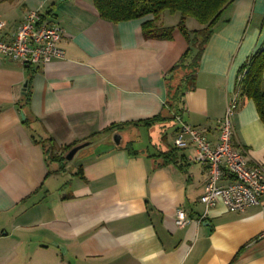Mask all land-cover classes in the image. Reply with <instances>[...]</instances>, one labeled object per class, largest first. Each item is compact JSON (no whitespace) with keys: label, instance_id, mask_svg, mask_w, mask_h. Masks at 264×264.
I'll list each match as a JSON object with an SVG mask.
<instances>
[{"label":"crops","instance_id":"1","mask_svg":"<svg viewBox=\"0 0 264 264\" xmlns=\"http://www.w3.org/2000/svg\"><path fill=\"white\" fill-rule=\"evenodd\" d=\"M32 9L62 27L65 57L28 67L0 54V264H264L260 207L229 212L218 203L203 218L208 168L195 148H177L164 166L154 157L176 148L177 121L128 125L162 112L169 72L188 48L179 30L172 40L145 39L150 16L114 24L93 0H0V38L12 40ZM167 13L159 25L177 26L180 15L166 23ZM195 21L187 19L189 30L202 27ZM263 46L264 0H235L179 115L212 144L241 68ZM115 124L127 125L103 133ZM234 128L236 146L264 167L253 100L240 98ZM142 129L148 146L132 156L123 147L135 146ZM49 139L58 148L92 143L61 163L48 160ZM180 209L191 220L184 227L176 225Z\"/></svg>","mask_w":264,"mask_h":264},{"label":"built area","instance_id":"2","mask_svg":"<svg viewBox=\"0 0 264 264\" xmlns=\"http://www.w3.org/2000/svg\"><path fill=\"white\" fill-rule=\"evenodd\" d=\"M4 27L0 23V31ZM62 27L48 20L40 9H32L18 26L10 41L0 38V54L23 66L43 67L65 57L60 43ZM242 76L239 77V79ZM240 107L235 93L227 101L224 116L218 121L219 138L212 144L205 133L185 123L179 116L174 145L178 149L193 146L196 161L207 166L208 181L200 202L205 207L203 218L222 203L229 212H243L260 207L264 220V167L247 159V153L235 144L234 117ZM191 220L180 209L176 225L184 227Z\"/></svg>","mask_w":264,"mask_h":264},{"label":"trees","instance_id":"3","mask_svg":"<svg viewBox=\"0 0 264 264\" xmlns=\"http://www.w3.org/2000/svg\"><path fill=\"white\" fill-rule=\"evenodd\" d=\"M235 0H93L94 6L101 19L111 23L128 22L150 16L151 19L142 25L145 39L172 40L173 33L177 29L185 38L188 48L180 58L179 62L170 70L168 79V100L162 112L149 120L140 121L134 126L150 127L154 123L174 120L176 116L182 114L184 97L186 93L194 91L197 86V74L200 67L201 58L206 45L215 32L216 26L221 22V18L226 9ZM168 12L172 15L179 14L180 20L175 27H162L159 21L162 15ZM48 16V13L45 15ZM196 20L202 27L198 30H189L187 19ZM29 67V66H28ZM184 72L180 81L172 85L174 75L177 72ZM264 46L254 55L249 57L241 68L238 78L236 93L240 98L253 100L256 105L259 117L264 124ZM30 88L25 97V103L29 102ZM127 124H115L105 129L103 133L120 131ZM48 147L45 154L50 161L67 162L66 153L74 145L58 148L52 139L47 140ZM92 142H90L91 144ZM130 155L136 156L134 142L127 143L124 147ZM177 148L168 152L160 153L154 157L161 158L164 166L174 161ZM57 151L62 154L58 155ZM153 157V156H152ZM61 167L60 170H62Z\"/></svg>","mask_w":264,"mask_h":264},{"label":"rangeland","instance_id":"4","mask_svg":"<svg viewBox=\"0 0 264 264\" xmlns=\"http://www.w3.org/2000/svg\"><path fill=\"white\" fill-rule=\"evenodd\" d=\"M174 20H175V16L173 17L172 15H170V13L166 14V17H165V22L166 23H172ZM195 22H197V21H195ZM196 24H198V22ZM215 30H216V28H215ZM183 75H184V72H182V71L181 72H177L174 75V78H173V81H172V85H176L180 81V78ZM140 132H141V135L137 136L135 138V140H136L135 148L136 149H142V148L148 146V144H147V135H146L145 131L142 129ZM150 151H152L151 148H150Z\"/></svg>","mask_w":264,"mask_h":264},{"label":"water","instance_id":"5","mask_svg":"<svg viewBox=\"0 0 264 264\" xmlns=\"http://www.w3.org/2000/svg\"><path fill=\"white\" fill-rule=\"evenodd\" d=\"M23 117H24V116H23ZM114 141H115V143H116L117 145L120 144L121 136H120V135H116V136L114 137ZM89 144H90V142H85V143H82V144H79V145L73 147V148L67 153V155H66V160H67V161H72V160L75 158V156L77 155V153H78L79 151H81L82 149L88 147Z\"/></svg>","mask_w":264,"mask_h":264}]
</instances>
